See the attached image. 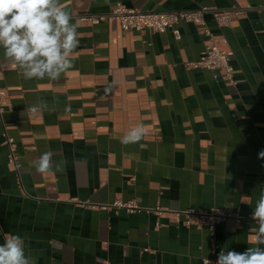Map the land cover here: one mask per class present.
Segmentation results:
<instances>
[{"label": "crops", "instance_id": "obj_1", "mask_svg": "<svg viewBox=\"0 0 264 264\" xmlns=\"http://www.w3.org/2000/svg\"><path fill=\"white\" fill-rule=\"evenodd\" d=\"M117 4L156 13L236 10L227 28L205 18L230 55L236 84L187 66L208 43L197 25L181 24L176 41L170 31L82 20ZM62 5L80 40L72 69L56 80L25 79L0 50V86L10 98L0 117V244L19 235L33 264H216L222 249L254 246L251 216L264 192V0ZM140 124L142 140L122 145L120 137ZM5 130L18 145V169L8 160ZM44 152L52 169L41 174L36 164ZM117 200L143 210L102 209ZM190 209L243 219L212 233L182 224L177 214Z\"/></svg>", "mask_w": 264, "mask_h": 264}, {"label": "clouds", "instance_id": "obj_2", "mask_svg": "<svg viewBox=\"0 0 264 264\" xmlns=\"http://www.w3.org/2000/svg\"><path fill=\"white\" fill-rule=\"evenodd\" d=\"M79 44L77 25L62 0H0V48L4 57L22 70L25 79H58L74 67L72 58ZM31 111H38V107L33 106ZM145 134L143 125H137L120 137V143H137ZM259 156L264 158V151ZM51 169V153L44 152L36 170L44 174ZM56 170H61V164ZM252 219L258 225L250 238L254 246L243 253L222 249L216 264H264V248L260 247L264 245V192L256 202ZM0 264H33L19 235H9L0 244ZM206 264L211 262L207 260Z\"/></svg>", "mask_w": 264, "mask_h": 264}, {"label": "built area", "instance_id": "obj_3", "mask_svg": "<svg viewBox=\"0 0 264 264\" xmlns=\"http://www.w3.org/2000/svg\"><path fill=\"white\" fill-rule=\"evenodd\" d=\"M207 15L212 16L219 28H227L239 14L236 10H220L218 8L212 9L208 7H203L195 11L156 13L138 11L127 8L122 4H117L115 8L107 14H88L83 16L82 20L91 26H98L102 23L118 22L122 28L135 30L140 33L145 31L151 33H165L170 31L176 41H180L182 38L180 30L181 24L185 23L197 25L199 26L200 34L208 38V43L200 60L187 64V66L216 72L224 80L235 85V69L231 64L230 55L220 46L217 37H215L209 29L205 20ZM9 104V95L6 90L0 86V117L4 115ZM3 138L8 146V160L15 169H18V145L15 139L9 136L6 130L3 133ZM17 181L21 184L19 173H17ZM102 209H116L117 211L124 210L129 214H135L143 210V208L134 200L127 202L117 200L112 205L102 206ZM155 212L158 213L161 211L155 210ZM177 216L184 217L182 224L187 228H191L193 226L198 228H208L212 233H214L216 227L223 222L233 219L239 224L243 219V217L238 214H228L222 210L204 211L190 209L179 212Z\"/></svg>", "mask_w": 264, "mask_h": 264}]
</instances>
